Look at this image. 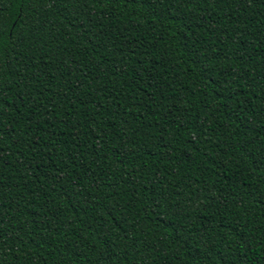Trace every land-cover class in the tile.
<instances>
[{"label": "trees", "instance_id": "16d2710c", "mask_svg": "<svg viewBox=\"0 0 264 264\" xmlns=\"http://www.w3.org/2000/svg\"><path fill=\"white\" fill-rule=\"evenodd\" d=\"M0 264H264V0H0Z\"/></svg>", "mask_w": 264, "mask_h": 264}, {"label": "snow or ice", "instance_id": "6c2138e0", "mask_svg": "<svg viewBox=\"0 0 264 264\" xmlns=\"http://www.w3.org/2000/svg\"><path fill=\"white\" fill-rule=\"evenodd\" d=\"M37 30H39V26H37Z\"/></svg>", "mask_w": 264, "mask_h": 264}]
</instances>
